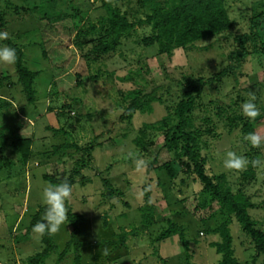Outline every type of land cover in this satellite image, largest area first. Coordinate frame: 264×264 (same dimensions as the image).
<instances>
[{
	"label": "rangeland",
	"instance_id": "rangeland-1",
	"mask_svg": "<svg viewBox=\"0 0 264 264\" xmlns=\"http://www.w3.org/2000/svg\"><path fill=\"white\" fill-rule=\"evenodd\" d=\"M116 2L129 19L144 16L136 0ZM226 5L234 22L229 32L166 54L143 45L142 38L150 34L146 24L114 50L96 56L95 36L77 35V30L105 13L99 1L0 0V32L21 46L25 65L36 72L35 102L29 103L13 63L0 61V264H29L27 257L43 250L33 226L46 211L42 194L51 184L44 176L64 179L75 167L79 172L65 203L66 219L52 233L53 248L40 264H111V257L125 252L131 264H218L221 254L210 242L221 239L213 229L223 222L238 264H264L253 249L244 248V235L221 203L177 161L163 131L145 127L171 113L179 85L225 70L203 86L191 123L203 132L206 172L223 174L233 190L244 189L256 228L264 232V57L252 51L237 56L233 39V33L249 32V16L264 7V0H226ZM256 21L264 37V15ZM0 47H8L3 39ZM150 85L160 87L162 102L152 101L150 112L120 118L119 92ZM246 101L259 115L243 114ZM234 115L249 121L250 133L238 120L230 125L227 117ZM140 130L145 131L144 149L135 143ZM250 134L260 137L259 145L250 143ZM15 136L32 139L26 163L12 147ZM229 151L246 158V166L226 168ZM252 159L257 161L253 177L243 179ZM166 162L173 177L159 168ZM147 189L151 208L146 207ZM67 205L78 216L75 230ZM143 212L150 217L146 230L140 228ZM168 219L182 227L186 250L178 233L158 240Z\"/></svg>",
	"mask_w": 264,
	"mask_h": 264
},
{
	"label": "trees",
	"instance_id": "trees-1",
	"mask_svg": "<svg viewBox=\"0 0 264 264\" xmlns=\"http://www.w3.org/2000/svg\"><path fill=\"white\" fill-rule=\"evenodd\" d=\"M99 1L105 13L97 22H90L86 29H78L77 35H94L95 40L92 47L94 55L108 53L116 48L123 39L127 38L137 26L149 25L150 34L142 38L144 46L155 45L159 53L169 54L174 48L185 47L203 39L216 37L229 32L234 27V22L230 18L226 0H136L140 8L145 9L143 17L129 19L128 13L121 10L116 0H92ZM264 15V7L254 11L249 16V32L234 34L233 39L237 43V56H245L250 51L264 57V37L257 30L256 19ZM3 26L0 15V28ZM8 47L14 48L16 60L13 63L18 76V82L22 87L29 103L35 102L36 90L34 81L36 72L29 69L24 63V53L18 43L13 42L9 37L3 39ZM226 71H220L214 75V79L202 76L189 79L186 86L179 85L180 96L175 105L171 108V113L160 121L146 124L150 127L163 131L165 145L175 152V158L179 163L192 174L196 175L203 188L209 191L213 198L221 203V209L225 210L228 217L233 219L236 227L240 229L244 239H246L245 249L254 250V258L260 257L264 263V232L256 228L258 221L254 219L249 208L253 207L248 195L242 187L235 190L225 181L223 174L209 175L205 169V158L201 153V134L199 128L191 123V115L200 97L203 86L213 80H219ZM121 106L123 111L120 118H131L136 111L150 112L151 102H162L161 89L157 85L144 86L141 88L120 91ZM232 126L237 124V120L242 123V131L251 132V125L247 119L241 115L227 117ZM145 131L140 130V135L135 138V143L141 148H145L143 141ZM32 139L30 137L15 136L11 141L15 152L19 154L23 163L28 161L30 155ZM257 161L252 159L248 169L243 171V179L251 178ZM165 168L170 177L174 176V169L169 162L159 165ZM79 168L75 167L68 177L58 179L45 175L44 178L51 185L68 181H74V176L78 174ZM242 182V181H241ZM149 189L146 191V207L151 208L149 200ZM112 194L108 190L107 195ZM67 202V201H66ZM67 207V215L76 229L78 216ZM42 208L46 209V206ZM145 223L140 227L144 230L149 226V219L144 212ZM168 226L158 236V240H163L172 234L178 233L185 250L188 243L185 239L182 227L171 219L167 220ZM216 232L220 235V240L210 242V246L221 254L218 264H238V260L233 257L232 235L227 222H223L216 227ZM212 230V231H213ZM44 243L43 250L29 255V264H40L48 252L53 248L52 233L45 232L41 235ZM123 240V237L120 238Z\"/></svg>",
	"mask_w": 264,
	"mask_h": 264
},
{
	"label": "clouds",
	"instance_id": "clouds-1",
	"mask_svg": "<svg viewBox=\"0 0 264 264\" xmlns=\"http://www.w3.org/2000/svg\"><path fill=\"white\" fill-rule=\"evenodd\" d=\"M7 32H0V40L8 38ZM16 60V52L11 47H0V61L6 63H14ZM242 112L245 116L254 118L259 115V110L252 101L242 103ZM248 139L251 144L259 145L260 137L250 134ZM247 160L243 156L237 155L235 152L226 153L224 166L228 169H242L246 166ZM72 186L68 181L59 184L50 185L44 188L42 194L43 203L46 205V211L43 219L33 226V231L43 235L46 231L56 233L66 219L65 203L72 195Z\"/></svg>",
	"mask_w": 264,
	"mask_h": 264
},
{
	"label": "crops",
	"instance_id": "crops-1",
	"mask_svg": "<svg viewBox=\"0 0 264 264\" xmlns=\"http://www.w3.org/2000/svg\"><path fill=\"white\" fill-rule=\"evenodd\" d=\"M168 244H170V246L172 245L170 242ZM173 247H176V246L174 245ZM110 263L111 264H131L132 259L131 257H128L127 253L125 252V254H122L121 256L111 257Z\"/></svg>",
	"mask_w": 264,
	"mask_h": 264
}]
</instances>
